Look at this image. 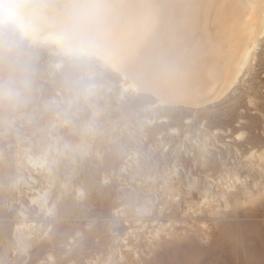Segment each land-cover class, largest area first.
Instances as JSON below:
<instances>
[{"label": "rangeland", "instance_id": "374dc122", "mask_svg": "<svg viewBox=\"0 0 264 264\" xmlns=\"http://www.w3.org/2000/svg\"><path fill=\"white\" fill-rule=\"evenodd\" d=\"M262 46L194 110L0 23V264H264Z\"/></svg>", "mask_w": 264, "mask_h": 264}, {"label": "bare ground", "instance_id": "6f19581e", "mask_svg": "<svg viewBox=\"0 0 264 264\" xmlns=\"http://www.w3.org/2000/svg\"><path fill=\"white\" fill-rule=\"evenodd\" d=\"M86 3L100 7V23L88 29L89 47L69 53L61 35L74 8ZM17 4L25 5V18L10 25L29 44L98 63L123 79L124 92L162 106L220 103L252 74L264 43V0H0V13ZM257 156L264 162V152Z\"/></svg>", "mask_w": 264, "mask_h": 264}, {"label": "clouds", "instance_id": "9594fccd", "mask_svg": "<svg viewBox=\"0 0 264 264\" xmlns=\"http://www.w3.org/2000/svg\"><path fill=\"white\" fill-rule=\"evenodd\" d=\"M26 14L25 5L13 6L12 12L0 13V23H22ZM102 12L98 5L83 4L74 8L70 14V22L66 31L61 35V41L69 53L83 51L91 44L88 29L100 23Z\"/></svg>", "mask_w": 264, "mask_h": 264}]
</instances>
